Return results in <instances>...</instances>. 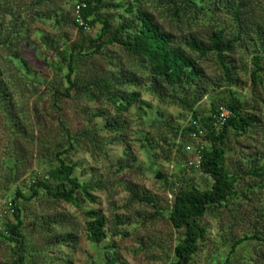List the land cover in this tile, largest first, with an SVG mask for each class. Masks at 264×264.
Returning a JSON list of instances; mask_svg holds the SVG:
<instances>
[{
	"label": "rangeland",
	"instance_id": "obj_1",
	"mask_svg": "<svg viewBox=\"0 0 264 264\" xmlns=\"http://www.w3.org/2000/svg\"><path fill=\"white\" fill-rule=\"evenodd\" d=\"M115 1L125 3L128 0ZM75 2L76 0H0V32H11L14 28L12 22L16 19L19 23L23 22L25 40L16 45L15 50L27 62L32 71L31 76L36 81L34 84L20 81L8 60L11 53L6 48L0 49L1 78L12 90L16 104L14 112L26 131L25 135L19 137L10 126L8 116L0 113V213L3 206L14 198L16 188H21L24 196L30 197V182L35 178L44 180L48 176V170L52 167L46 164V150L41 148L39 141L51 146L49 149L52 153L56 149L54 146L63 141L60 122H64L73 135L87 128L102 129L105 125L103 119L90 122L92 112L104 109L105 105L91 103L86 99H65L60 103V110H57L48 95L49 87L44 85L54 80L57 72L52 66L55 62L54 55L49 54L42 46L37 33L54 35L64 42H75L78 31L71 26L76 16ZM143 2L163 29L179 41L192 34L207 44L210 35L218 29L224 30L230 38L244 29L246 40L227 54V61L235 75L233 87L226 84L224 70L215 55L200 61L205 82L211 91L198 108L202 114H207L213 100L216 102L220 97L227 98L230 89L236 91L245 104V112L254 116L258 123L245 135H230L227 140L226 164L231 172H238L240 175L247 173L251 167L263 166L264 73H261L262 82L257 87L252 86L251 73L254 70L253 57L256 55L263 57L261 66L264 68V0H238L244 11L241 24L221 8L192 26L170 22L164 18L162 11L157 9L156 0ZM36 14L46 18L42 21L35 20ZM60 19L65 20L62 27L56 25V20ZM100 28L97 25L89 33L96 36ZM111 59L117 66L130 64L129 57L112 46L105 50L104 56L95 58V64L108 71L113 68L109 65ZM147 88L148 85L144 83L137 90L140 92L141 102L151 109L136 105L124 114V139L119 143L106 145L105 153L93 151L90 145H83L78 151L71 153V161L78 164L75 176L80 182L95 181L102 187L92 192L97 198L96 203L81 197L80 204L76 207L64 202H53L44 192H40L30 202L22 199L18 201L25 223L24 234L28 250L36 264H106L113 255L119 259V264H171L174 246L180 236L168 217L173 195L166 183L157 178L156 173L166 176L170 183L179 180L180 166L186 161L188 163L190 156H193L188 153L187 147H197L199 144L189 139L176 140L172 128L188 124L190 115L180 108L161 105ZM109 111V115L115 114L114 110ZM144 135L149 138L151 145L146 144ZM112 137L106 132L101 135L107 143ZM176 142L185 149L184 159L177 157V148L171 147ZM126 151L129 158H125ZM14 152H18L23 163L17 172L18 181L8 184L7 175L14 165V160L8 158ZM124 159L129 160L132 168L117 174V164ZM185 178L188 184L194 182L202 190L209 185V180L200 170H188ZM128 189L141 196L152 197L157 209L154 205L133 202ZM238 190L246 194L247 198L240 197L228 209H220L218 213L209 214L202 219L201 225L207 229L206 242L191 264H264V244L254 239L241 244L230 257V262H227L231 247L236 241L253 236L255 230L264 232V182L245 176L240 181ZM93 210H99L107 220V238L100 245H94L88 240L85 214ZM157 210L162 215L155 216ZM115 216H121L129 225L116 226ZM3 220L0 227L6 221ZM7 220L14 221V218L11 215ZM116 232L127 235H115ZM69 234L75 236L74 241L61 242ZM7 261L8 250L2 244L0 264Z\"/></svg>",
	"mask_w": 264,
	"mask_h": 264
},
{
	"label": "trees",
	"instance_id": "obj_2",
	"mask_svg": "<svg viewBox=\"0 0 264 264\" xmlns=\"http://www.w3.org/2000/svg\"><path fill=\"white\" fill-rule=\"evenodd\" d=\"M75 3V11L76 7L81 5L80 17L84 23L80 26L76 16L71 22L72 28L78 31V39L75 42H64L54 35L37 33L42 46L49 54L54 55L55 62L52 66L57 72L55 79L44 85L49 87L48 95L57 110H60V103L65 99H86L91 103L105 105L104 109L92 112L90 117L91 123L96 119H103L105 125L102 129L87 128L73 135L67 125L60 122L63 141L54 146L56 149L52 153L49 149L51 146L39 141L41 148L46 150L44 154L47 158L46 164L52 168L48 170V176H45L44 180L35 178L30 182L32 192L30 197L24 196L21 188H16L14 198L10 200L14 221L5 217L6 221L0 228V245L4 244L8 250V261L5 264H36L28 250L27 237L24 234L25 223L21 217V208L18 206L20 199L30 202L38 197L40 192H44L53 202H64L76 207L79 206L81 197L91 203L97 202L92 192L102 187L95 181L80 182L75 176L78 164L71 161V153L78 151L77 149L83 145H90L93 151L105 153L106 145L116 144L124 139L123 133L126 130L124 114L136 105L150 108L141 102V95L137 90L144 83L148 85L147 91L161 105L180 108L185 114L190 115V120L197 121L205 131L200 145L196 147L201 159L199 169L190 167L186 161L180 166L182 168L179 169L180 179L173 183L160 172L156 173L157 178L166 183L170 194L173 195L168 217L173 229L180 236L174 246L172 254L174 259L171 264H191L206 242L207 229L201 225L202 219L209 214L218 213L220 209H228L240 197L247 198L246 194L238 190L243 177H255L264 182V165L251 167L247 173L240 175L238 172H231L226 164L227 140L230 135H245L258 123L254 116L245 112V104L237 92L230 89L227 98L220 97L216 102L213 100L207 114H202L198 108L211 91L205 82V73L200 61L215 55L224 70L226 84L233 87L235 75L227 61V54L246 40L244 29H240L238 35L232 38L228 37L224 30L218 29L210 35L207 44L192 34L179 41L163 29L143 0H128L125 3L115 0H76ZM156 3L164 18L187 26L197 24L200 19L209 18L221 8L228 11L241 24L244 13L243 6L238 0H156ZM45 18L36 14L34 19L42 21ZM64 23L65 20H56L58 27H62ZM22 24L23 22L19 23L16 19L12 22L14 28L11 32L7 34L0 32V49L6 48L11 53L8 60L13 66L14 74L19 75L18 79L22 82L25 80L24 84L28 82L34 84L36 81L31 76L29 65L20 52L15 50L16 45L25 40L26 30ZM97 25L101 28L97 35L93 36L89 31ZM246 35L249 36V33ZM110 46L124 52L129 57L130 64L117 66L111 59L109 64L113 67L111 70L100 69L95 64V58L104 56L105 50ZM262 47L264 48V44ZM262 61L263 57L260 55L253 57L254 70L251 73L253 87L262 82L261 73H264ZM15 106L12 90L3 81L0 72V113L8 116L10 126L21 137L26 131L21 120H18L17 113L14 112ZM221 107L227 109L231 117L223 128L218 129L215 126V116ZM109 109L115 111L113 116L109 115ZM158 122L160 123V119ZM189 123L183 127L172 128L176 140L191 141V135L197 132V129L191 127ZM103 132L114 136L110 142L107 143L101 138ZM144 141L151 145V141L145 135ZM171 147L177 148V157L184 159L185 149L181 145L176 142ZM125 153V158H129L128 151ZM10 159L14 160V165L7 175L8 184L18 181L17 172L23 163L18 152L10 154L8 160ZM128 161L124 159L117 164V174L132 168ZM188 170H200L209 180L208 187L202 190L194 182L188 184L185 178ZM129 192L133 202L154 205L157 209L152 197L141 196L133 190ZM160 215L161 212L157 210L155 216ZM85 216L88 223V240L94 245H100L107 238L106 218L99 210L90 211ZM115 219L118 227L129 225L121 216H115ZM119 234L127 235L115 233ZM74 239L75 236L69 234L61 242H70ZM253 239L264 244V232L255 230L253 236L236 241L231 247L227 262H230V257L241 244ZM106 264H119V259L113 255Z\"/></svg>",
	"mask_w": 264,
	"mask_h": 264
},
{
	"label": "built area",
	"instance_id": "obj_3",
	"mask_svg": "<svg viewBox=\"0 0 264 264\" xmlns=\"http://www.w3.org/2000/svg\"><path fill=\"white\" fill-rule=\"evenodd\" d=\"M80 11H81V5L76 7L75 14H76V18L78 19L77 20L78 23L80 24V26H83L84 23L81 20ZM230 117H231V113L227 109H225L223 107L219 108L217 115L215 116V126L218 129L223 128L226 125V123L228 122ZM189 122H190L189 124L191 125V127H195V129H197V132L192 133L191 141L196 142L200 145L201 139L204 137L205 131L201 128V125L198 124L197 121L189 120ZM186 150L188 151V153L190 152L193 155V156H190L191 158L188 161V165L190 167L194 166L195 168L199 169L201 159H200L198 148H196V146L195 147L188 146ZM3 207H4L3 211L0 213V222L5 217H9V216L13 215V213H14L10 202H9V204H5Z\"/></svg>",
	"mask_w": 264,
	"mask_h": 264
}]
</instances>
